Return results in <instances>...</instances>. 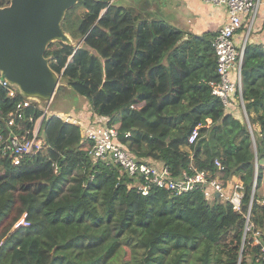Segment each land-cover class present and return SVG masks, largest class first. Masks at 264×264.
<instances>
[{"label": "trees", "instance_id": "trees-1", "mask_svg": "<svg viewBox=\"0 0 264 264\" xmlns=\"http://www.w3.org/2000/svg\"><path fill=\"white\" fill-rule=\"evenodd\" d=\"M59 28L67 38L48 40L42 55L60 82L86 99L93 118L106 117L130 153L165 165L173 177L206 170L239 180L240 207L198 188L174 194L151 186L142 194L118 165L91 159L79 126L46 114L41 147L16 165L0 161V264H255L253 232L264 242V43L244 46L245 120L209 84L217 79L216 31L144 20L102 0H76ZM15 85L9 96L0 84L4 136L11 132L7 114L24 100ZM24 112L41 114L36 107ZM23 214L29 225L16 226Z\"/></svg>", "mask_w": 264, "mask_h": 264}, {"label": "built area", "instance_id": "built-area-1", "mask_svg": "<svg viewBox=\"0 0 264 264\" xmlns=\"http://www.w3.org/2000/svg\"><path fill=\"white\" fill-rule=\"evenodd\" d=\"M202 1L214 5H223L226 8L227 17L222 25L217 28L211 40V47L216 56L217 79L210 81L209 84L212 93L217 95L227 108L234 103L235 99L242 102L240 63L245 45H237L235 35L242 27L244 17L250 18L249 26L252 24L260 9H264V0ZM11 83L12 81L8 78L0 75V84L7 88L9 96H14L15 89ZM51 97L48 101L51 100ZM25 107L40 109V116L36 119H33L31 115L26 117ZM46 114H54L62 121L79 126L83 139H87L91 143L88 151L91 159L94 161L104 160L107 163L118 165L127 174L134 177V180L129 183V187L135 188L142 194H146L151 186L174 194H181L198 188L206 198L211 199L217 192L218 197L230 201L235 209L240 207L242 184L239 180H234L231 189L227 190L225 187L227 181L220 177L219 172L211 174L206 170L184 171L180 176L173 177L165 165H158L152 160L137 158L130 153L126 146L119 141L118 130L106 123V117L94 116L92 121L87 122L73 112L49 111L47 107L43 108L39 102L35 105L27 99L17 102L14 110L7 114L5 123L11 132L5 136L0 134V161L8 160L11 164L16 165L26 154L41 147V139L37 132L42 117ZM27 120L33 121L31 127L27 125ZM197 135L198 126L193 128L188 141L193 142ZM215 164L219 170L223 169L218 160H215ZM261 203H264V190L261 195ZM15 225H29L25 219V214ZM251 226L249 212H247L245 215V233L247 230L251 231ZM252 239L254 244L259 245L255 264H264V242H261L258 230L253 232Z\"/></svg>", "mask_w": 264, "mask_h": 264}, {"label": "water", "instance_id": "water-1", "mask_svg": "<svg viewBox=\"0 0 264 264\" xmlns=\"http://www.w3.org/2000/svg\"><path fill=\"white\" fill-rule=\"evenodd\" d=\"M75 1L10 0L0 7V70L6 78L51 95L58 79L42 53L48 40L67 38L59 21L63 11ZM214 195L218 197L217 192Z\"/></svg>", "mask_w": 264, "mask_h": 264}, {"label": "crops", "instance_id": "crops-1", "mask_svg": "<svg viewBox=\"0 0 264 264\" xmlns=\"http://www.w3.org/2000/svg\"><path fill=\"white\" fill-rule=\"evenodd\" d=\"M103 1V0H102ZM162 4L161 8H167L170 9L171 5L179 7L182 4V1L187 5V7L190 9L193 21L187 22V26L183 29H186L190 32L194 33H202L204 31H216L218 27L222 25V23L225 21L227 14H226V8L223 5H214L210 3H206L202 0H159ZM152 7V4L150 5ZM148 6L152 11L153 9ZM130 11L134 12L135 9L137 12L145 13L144 9L139 10L135 6H126ZM178 10V9H177ZM151 16V15H149ZM154 17H160L157 13H155ZM164 19V18H163ZM249 19H245V22H243L242 27L237 31L235 35V42L237 45H245L249 42H256V43H264V9H260L258 14L255 16V18L252 21V24L249 26ZM177 25V24H173ZM178 26V25H177ZM180 27V26H179ZM234 101V100H233ZM81 110L80 112H77V116H83L84 120L89 117L91 111L86 105L83 107V103L80 102ZM231 113L234 114V116L240 117L242 119L246 120V113L244 110L243 103L240 100L235 99L234 101V108ZM94 119V118H93ZM255 129H258V126H254ZM261 165L264 166V160L260 161ZM236 180L233 178V180H228L225 183V187L227 190L231 189L232 182ZM264 189V186L262 187V191Z\"/></svg>", "mask_w": 264, "mask_h": 264}, {"label": "rangeland", "instance_id": "rangeland-1", "mask_svg": "<svg viewBox=\"0 0 264 264\" xmlns=\"http://www.w3.org/2000/svg\"><path fill=\"white\" fill-rule=\"evenodd\" d=\"M112 2H114V4L123 5L125 7L135 6L141 11L142 9H144L145 12L148 14L137 12L136 9L134 12H132L134 14L138 13L139 17L143 18L144 20H149V21L152 20L155 13H157L160 17L164 18L167 22L171 24H177L178 27L180 26L179 28H182V29L187 26V22H192L194 19L190 9L187 7V5L183 1H182L181 6L176 7V6L171 5L170 9L168 10L167 8L169 6L164 9L161 8L163 3H161L159 0H112ZM151 4H152V7L150 6ZM148 6H150L153 9V11ZM245 19L246 17H244L243 22H245ZM183 30H186V29H183ZM0 75L4 76V73L1 70H0ZM55 77H56V81L58 79L57 86L55 87L54 91L50 95L52 96L50 101H48L50 96H47V94H44V93L41 94L38 92V91L44 92V90H37L34 88L22 87L20 84L14 82L16 84L15 88L22 94L24 99H27L30 101H38L39 104L43 106V108L47 107L49 111L73 112L75 114L77 112H80L82 108L80 105V102H82L84 105L83 107H85L87 105V102L85 101L86 99L84 97L74 94L68 85L60 82L56 74H55ZM80 118L84 120V117L82 115L80 116ZM92 120H93V114L90 113L86 121L89 122ZM263 186H264V177L263 179H261L260 188L262 189ZM122 254L123 253H120L119 257L117 258L120 259Z\"/></svg>", "mask_w": 264, "mask_h": 264}]
</instances>
